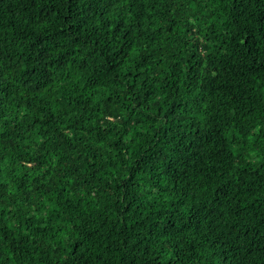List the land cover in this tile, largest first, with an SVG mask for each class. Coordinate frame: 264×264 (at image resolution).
<instances>
[{"label": "trees", "instance_id": "1", "mask_svg": "<svg viewBox=\"0 0 264 264\" xmlns=\"http://www.w3.org/2000/svg\"><path fill=\"white\" fill-rule=\"evenodd\" d=\"M0 264H264V0H0Z\"/></svg>", "mask_w": 264, "mask_h": 264}]
</instances>
